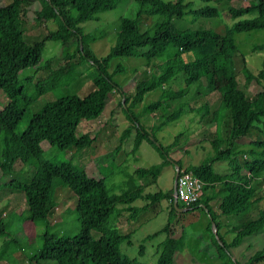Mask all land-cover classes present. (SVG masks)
Listing matches in <instances>:
<instances>
[{"label": "trees", "instance_id": "trees-1", "mask_svg": "<svg viewBox=\"0 0 264 264\" xmlns=\"http://www.w3.org/2000/svg\"><path fill=\"white\" fill-rule=\"evenodd\" d=\"M118 1L0 0V92L7 100L0 108V178L6 176L15 163L25 164L31 169L26 183L10 180L0 183V188L21 191L23 210L20 213L23 211L26 219L31 222L43 224L38 244L27 258L26 264H142L119 251L121 243L129 245V235L121 234L108 226L111 216L122 210L131 216L136 210H142L145 203L161 199L168 201L167 221L176 213L171 205V189L145 192L142 185H136L132 177L124 173V189L119 194H113L103 183V168H98L100 171L95 172L96 177H93L58 155L42 157L39 147L41 141L60 152L70 148H83L90 138L85 134L75 136L77 123L98 117L111 91L118 93V103L127 122L117 137L115 149L132 130L134 135L131 151L145 142L161 159L157 164L136 168L135 173L155 178L163 166L175 164L178 169L194 174L198 183H201L196 190L198 200L187 207L176 201V206L182 207L184 211L203 210L207 217L206 231L209 233L207 243L203 244L208 247L210 255L217 259L216 264H238L230 258L229 248L236 246L243 237L259 231L264 225V61L256 74H251L234 46L232 35L264 29V0H243L237 7L230 6V0H199L224 3L226 13L232 19L251 14L233 21L229 26L223 25L220 31L177 30L169 23L170 20L181 19L187 14L194 18H214L217 16L215 8L202 6L190 10L187 9L189 3L184 0H132L139 6H145V16H156L161 20L150 33H139L136 23L140 12H136L134 19H119L114 43L104 56L96 58L85 51V45L90 42V34H82L76 25L91 20L95 13L114 8ZM33 2L39 5L34 11L33 19L41 23L46 33L39 41L26 43L20 40L21 24L26 12L25 6ZM69 8L74 10V16L69 15ZM49 21L55 23L53 29L45 26ZM71 38L75 40L78 64L83 68L87 64L91 68L88 79L90 91L82 97L65 92L63 96L42 104L29 117L22 132L15 135V124L27 106L41 94L69 84H80L85 80L80 78L81 71L77 69L76 63L64 69L45 66L47 74L43 79L37 80L30 90H27L29 79L20 80L17 76L23 69L38 64L44 41H58L63 46ZM252 49L264 50V43L253 44ZM116 57L142 58L145 66L151 63L157 71L138 75L133 82L134 90L125 94L106 72L108 61ZM121 70L117 66L113 73ZM238 72L243 76L244 84L253 82L257 86L254 94L243 93L238 87ZM175 78L181 84L180 89H167V81ZM196 82L201 83L207 91L215 90L218 94L217 105L209 116L214 122L213 132L216 133L218 126H221L223 137L209 141L210 155L206 159L197 165L182 167L167 155L175 147V139L168 145H160L152 134L145 132L137 121L133 108L140 103L144 93L156 88L160 90L158 96L147 107L150 110L161 104L168 107V100L181 96L184 89ZM182 106L178 103L175 111L164 116L161 124L176 120L182 112ZM200 109L203 112L199 116L204 118L207 113L206 105L202 104ZM250 134H255V138L251 139ZM217 162L225 163L230 171L224 175L215 173L212 165ZM54 186L82 192L84 205L73 209L77 225L74 233L60 230L50 220L56 207L53 200ZM215 187H220L223 191L222 196L216 198V214L209 210L207 204L215 196ZM135 200L143 201V205H131ZM253 215L254 218L250 219ZM210 223L213 224L214 231L211 230ZM224 226L226 227L221 232ZM90 232L97 233V239L91 238ZM164 232H167L166 225L143 236L141 243ZM168 234V237L157 244L155 264H175L173 257L183 248V230L175 234L169 231ZM226 234H232L228 241L224 238ZM0 237V260L8 258L13 251L21 248L16 236L7 230L1 218ZM82 237H87L86 241L80 242ZM141 243L138 245L139 250ZM137 253L139 256L140 251ZM242 264H264V244Z\"/></svg>", "mask_w": 264, "mask_h": 264}, {"label": "rangeland", "instance_id": "rangeland-1", "mask_svg": "<svg viewBox=\"0 0 264 264\" xmlns=\"http://www.w3.org/2000/svg\"><path fill=\"white\" fill-rule=\"evenodd\" d=\"M167 1V0H162ZM243 0H230L228 4L237 7ZM189 3L187 9L193 10L202 6L212 7L217 10V16L214 18L193 17L189 14L183 15L181 19L170 20L169 23L177 30H221V27L229 26L233 21L241 17L230 18L226 13L224 3L201 2L199 0H184ZM39 8L37 2L25 6L23 21L21 24L22 42L31 43L39 41L46 33L41 23L34 21V11ZM145 6H139L132 0H119L115 7L98 12L93 15L91 20L77 23L76 27L82 34H90V42L85 45V51L93 54L94 57H102L107 53L109 47L114 43L116 32L119 28V19H134L136 12H140L136 23V29L139 33H150L155 24L161 18L156 16H145ZM70 16H74V10L68 9ZM47 29L55 27L54 22H46ZM236 50L241 54L246 69L251 74H256L260 69V64L264 61V50H253L252 45L264 43V29H256L248 32L234 33L232 35ZM78 55L75 52V40L72 38L60 46L58 41H44L39 54V62L36 66L23 69L18 73V78H28L27 90L32 85L47 74V69H64L70 64H78ZM151 63L145 66V60L138 57H116L108 61L106 72L111 76V81L117 85L125 94L131 93L133 82L138 75L145 73H155L157 70ZM122 70L114 72L115 67ZM77 69L81 72L83 82L74 85L59 87L52 92H45L35 99L24 110L20 119L13 128V133L19 135L29 120V117L44 103L63 96V93L75 94L82 97L91 89L89 78L91 68L87 64H78ZM178 78L167 81V89H180L181 84L177 83ZM181 82V78H180ZM238 87L248 95L255 93L257 86L251 82L244 84L243 76L238 72L236 74ZM164 86V87H165ZM159 88L143 94L140 103L134 108L133 112L137 121L143 127L146 133L152 134L155 140L162 146L168 145L175 139L173 151L167 155L171 161L183 165H197L210 155L209 141L213 138L223 137V129L218 126L217 132H213L214 122L210 119L209 113L213 111L218 102V94L215 90L209 92L201 83H192L183 90L181 96L170 99L168 107H154L150 110L147 104L156 100ZM6 98L0 92V108L6 102ZM119 95L116 91H111L105 101V106L98 117L92 120H80L75 128V136L79 137L85 134L90 141L81 149H67L63 152L58 151L54 146H49L45 141L39 143L42 150V157L48 158L52 155H58L62 160L69 162L70 165L84 170L93 177L95 172L103 168L101 172L105 173L103 183L110 190V193L119 194L124 189L125 174L130 175L136 185H142L145 192L153 193L160 189L166 191L171 189L173 168L170 165L163 166L155 178L143 174L135 173L136 168L148 167L161 161L158 154L145 142H141L135 151H131L133 131L131 130L117 145V137L126 125L125 116L118 103ZM181 103L182 112L176 120L161 124L164 116H168ZM205 104L207 113L204 118H200L203 112L201 105ZM190 108V109H189ZM199 109L200 111H195ZM251 139L255 134L249 135ZM247 140L246 138H244ZM223 146V145H222ZM221 146V147H222ZM244 147V145H241ZM212 170L218 174H226L230 170L223 162H217L212 165ZM31 174V169L25 164L15 163L6 176L0 178V183L10 180L26 183ZM127 175V176H128ZM129 177V176H128ZM153 182V183H152ZM259 187V186H258ZM260 191V188H258ZM217 196L211 198L207 204L209 210L217 213ZM53 200L56 202L51 222L57 224V228L68 233H74L77 225L74 219L73 209L75 206L82 207L85 203L80 190L69 191L60 186L53 188ZM131 205L140 207L143 201L135 200ZM122 208V206H118ZM182 208V207H180ZM23 210L22 192L12 188H0V218L6 225L7 230L13 233L21 248L13 251L8 258L1 259L0 264H26V260L33 253L38 244L39 235L43 231V224L40 222H31L26 219ZM199 209L182 211L172 214L170 220H166L168 215V201L161 199L152 203L144 204V208L136 210L131 216L127 211H119L112 215L108 226L115 228L119 233L129 235V245L121 243L119 251L125 254L129 259H135L142 264H155L157 244L169 236L168 232L178 233L183 230V248L173 257L175 264H215L217 259L212 260L208 247H205L209 237L206 231L207 217L203 210ZM254 218V215L250 219ZM239 222V221H238ZM243 222H241L242 224ZM229 224H232L230 222ZM166 225L167 232L160 233L151 239L141 243L143 236L150 234L160 227ZM231 225H226L227 227ZM236 225V224H235ZM234 225V226H235ZM224 226L221 230L226 227ZM53 232V231H52ZM90 237L97 239L98 234L89 233ZM232 234H226L225 240H230ZM87 237L79 239L80 242L86 241ZM2 238L0 237V241ZM141 243L139 250L138 245ZM264 244V225L254 233L243 237L235 246L231 253V258L238 264H242L255 250H258ZM138 251H140L138 256ZM207 260L209 262L207 263Z\"/></svg>", "mask_w": 264, "mask_h": 264}, {"label": "built area", "instance_id": "built-area-1", "mask_svg": "<svg viewBox=\"0 0 264 264\" xmlns=\"http://www.w3.org/2000/svg\"><path fill=\"white\" fill-rule=\"evenodd\" d=\"M189 177H195V175L181 168L177 170L174 181V197L183 207L196 202V187L201 186V183L197 181L196 184H189Z\"/></svg>", "mask_w": 264, "mask_h": 264}, {"label": "water", "instance_id": "water-1", "mask_svg": "<svg viewBox=\"0 0 264 264\" xmlns=\"http://www.w3.org/2000/svg\"><path fill=\"white\" fill-rule=\"evenodd\" d=\"M78 47L80 48L79 43H78ZM172 166H173V176H172V182H171V205L175 211L182 212L184 211V209L176 206V199L174 197V181H175L178 168L175 166V164H172ZM210 227H211V230L214 231L212 223H210Z\"/></svg>", "mask_w": 264, "mask_h": 264}, {"label": "crops", "instance_id": "crops-1", "mask_svg": "<svg viewBox=\"0 0 264 264\" xmlns=\"http://www.w3.org/2000/svg\"><path fill=\"white\" fill-rule=\"evenodd\" d=\"M174 150V149H173ZM173 150H171V151H173ZM170 151V152H171ZM175 161H177V160H175ZM185 166H187V165H183L182 167H185ZM171 167L173 168V166H172V164H171ZM214 194H215V196H217V197H221L222 196V194H223V191H222V189L220 188V187H215V189H214ZM199 212H201V211H199ZM202 213V212H201ZM235 248V246L234 247H231V248H229V252H230V255H231V253L233 252V249ZM213 258V257H212ZM230 258H231V256H230ZM232 259V258H231ZM213 261L215 260V258H213L212 259ZM234 260V259H233ZM209 262V260H207V263ZM217 263V262H216ZM215 263V264H216Z\"/></svg>", "mask_w": 264, "mask_h": 264}, {"label": "bare ground", "instance_id": "bare-ground-1", "mask_svg": "<svg viewBox=\"0 0 264 264\" xmlns=\"http://www.w3.org/2000/svg\"><path fill=\"white\" fill-rule=\"evenodd\" d=\"M196 181H197V178H195V177H189V184H196ZM196 190H197V187H196ZM196 199H197V196H196Z\"/></svg>", "mask_w": 264, "mask_h": 264}]
</instances>
